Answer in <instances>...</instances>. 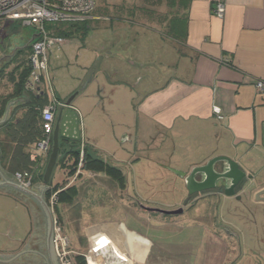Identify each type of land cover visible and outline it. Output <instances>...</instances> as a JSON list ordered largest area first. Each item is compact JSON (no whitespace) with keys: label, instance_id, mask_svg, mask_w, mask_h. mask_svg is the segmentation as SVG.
Masks as SVG:
<instances>
[{"label":"crops","instance_id":"1","mask_svg":"<svg viewBox=\"0 0 264 264\" xmlns=\"http://www.w3.org/2000/svg\"><path fill=\"white\" fill-rule=\"evenodd\" d=\"M172 1V4L167 0L160 2V23H139L155 34H159L155 30L158 28L168 33V41H164L166 53L161 58L165 75L162 86L150 89L149 85H145L137 94L135 75L133 72L130 75L129 63L120 61L122 65H109L107 62L112 54H104L107 46L85 45V39L93 36L92 30L97 27L94 21L102 19L94 11L92 19L77 24L86 28V31L63 36L66 41L60 45V49L48 52L49 76L53 74V65L56 77H62L66 87L54 92L55 99L46 96L41 86L34 90L27 89L33 96L42 95L47 99V104L57 100L63 105L83 83L93 77L87 89L72 103V111L79 116L82 139L70 143L63 140V153H60L63 155L70 152V145L78 149L84 145L88 155L87 168L82 169V175L77 180L69 175L74 159L66 160L65 165L57 163L55 168L64 175V188L75 186L79 191L74 205L59 203L57 213L53 211L55 220L61 226L63 220L66 229L71 230L75 238V248L69 245V249L76 264L78 257H82L85 264H170L160 252H156L155 245L145 235L126 224L131 214L143 221L146 213H156L146 208L143 215L128 208L132 203H126V199L129 197L133 200V197L126 191L134 189L130 175L137 171V167L138 173L143 175L139 183L142 184L141 189L145 190L150 186L149 183H153L159 193H165L164 184H167L182 202L186 199L183 182L167 176L169 173L176 178L165 169V158H161L162 144L168 140L173 143L178 139L184 142L191 140V145L197 151V155L192 158L194 160L176 170L187 171L213 156L226 155L240 165L247 177H254L255 181L249 182V189L260 191L264 188V91L261 92L257 87L258 81H264V0H222L227 5L223 19L214 15L215 3L220 0ZM172 19L176 22L174 29L171 28ZM19 27L16 23L0 22V28L13 35L19 32ZM34 35L35 30L31 28L28 42L22 48H6L0 44V101L14 93V84L19 81L21 57L27 58L26 61L30 58L27 47L33 42ZM73 60L74 63L70 62ZM26 64L21 66L20 71ZM65 65L67 69L73 70L68 71L67 75L60 73L65 71ZM15 69L18 72H14ZM98 84H106L104 96L111 92L103 111H107L108 105L112 126L107 127L105 117L96 110L98 99L94 96ZM8 105L0 126L14 115L13 110L19 105V98H12ZM62 105L58 106L56 115ZM215 108L221 111V120L214 114ZM93 113H96L95 117ZM97 115L101 116L99 125ZM14 117H19V111L15 112ZM55 124L56 119L53 124L46 123L47 131L52 132V136ZM142 134L148 137L147 142L156 144L152 149L155 160L137 158L133 151L135 137ZM28 150L34 152L35 148ZM13 151L14 144L8 138L5 128H0V198L10 197L20 201L30 213L39 218L40 211L35 199L6 185L16 182L15 172L9 170V159ZM49 157L40 162L43 172ZM106 158L113 159L115 164H110ZM56 185L53 186L61 189L60 183ZM30 190L40 193L43 184H35ZM48 191L49 188L44 192L45 199ZM211 197L203 196L200 203H206ZM141 198H144V194ZM139 205L145 206L141 202ZM101 208H108L116 218L106 224L97 222L86 226L91 214ZM212 216L208 213V218ZM75 223L79 224L77 228H73ZM11 243H2L0 230V264L32 262L29 257L19 258L17 236ZM244 262L246 260L241 264Z\"/></svg>","mask_w":264,"mask_h":264},{"label":"rangeland","instance_id":"2","mask_svg":"<svg viewBox=\"0 0 264 264\" xmlns=\"http://www.w3.org/2000/svg\"><path fill=\"white\" fill-rule=\"evenodd\" d=\"M159 4L158 0H96L95 15L102 19L94 21L97 27L92 30L93 36L85 39L87 47L94 45L107 46L104 54H112L107 64L118 63L122 65L120 61H123L124 64L126 62L130 64L128 67L131 71L130 75L132 72L135 75L137 94L140 88L145 87V85H149L150 89L162 86L161 82L165 78L164 68L161 65L166 53L164 41H168V33L166 30L164 32L158 28L155 30L160 35L155 34L141 25L151 21L161 22L162 14L159 12ZM30 29L29 27L20 26L19 32L14 35L7 32V30L1 29L0 44L2 46L5 45L6 48L11 46L22 48L28 42L27 38ZM4 32L8 35L6 36ZM60 47V45H57L53 47L54 49H51L58 50ZM11 50L13 51L14 49L11 48ZM175 58L176 56L173 57L172 61ZM21 59L22 65L26 64L27 58L25 59L22 56ZM70 62L74 63V60ZM65 66V71L60 72L61 74L67 75L68 71H73L67 69V65ZM51 70L53 74L50 80L53 91L56 92L61 88H65L66 85L61 79L62 77H56V69H54L53 65ZM39 86L45 89L46 96H51L46 82ZM107 107L109 106L106 105V112L103 111V107H96V110L105 117L108 127L112 126V120L109 118L111 111ZM92 116L95 117L96 113H93ZM97 121L98 125L101 124L100 115H97ZM147 140L148 137L145 134L135 137L133 151L136 153L137 158L146 157L147 159L155 160L152 149L155 148L156 144L147 142ZM161 152V158H165V169L168 172H170L171 168H183L189 161L194 160L192 158L197 155V151L191 145V140L184 142L183 139H178L174 143L170 140L166 141V143L162 144ZM105 160L109 161L110 164L114 163L111 158H106ZM138 170L137 167V171L135 170L130 175L134 189L130 192L126 191L127 194L129 193L133 197V200L129 199V197L126 199V203H132L128 207L132 212L137 210L139 214H143L146 208L173 211L183 205L181 198L174 194L175 191L167 184H164L166 185V188L164 187L165 193L163 191L159 193L158 188H154L155 184L153 183H149L151 187L149 186L145 190L141 189L140 186L142 187V184L139 183L143 175L139 174ZM167 176L177 181V178H174L171 174L167 173ZM64 182V175L58 168L55 169L51 180L52 185L57 186V183L61 185ZM143 194L145 201L142 198L143 201L140 199ZM256 197L253 199L255 200ZM230 201L228 199L222 203L218 202L216 206L211 203L209 205L203 203L195 205V207L187 206L183 215H164L160 213L148 215L146 213L143 221L138 220L137 216L131 214L127 217L128 221L126 224L136 232L145 235L155 245L156 252H160L161 256L168 260L170 264L177 262V264H241L245 259L248 261L250 256L253 257V254L248 255L245 252H249L250 249L255 251V247L259 248L261 237L257 233L254 224H246L244 217L230 210L228 206ZM140 202L145 206L139 205ZM177 202L179 203L178 205H176ZM234 207L231 205V209ZM109 209L101 208L98 211H94L89 217V222L86 226L97 222L105 224L112 222L116 215ZM29 213V209H26V206L20 201L10 197L0 198L2 243L5 242L11 245V240L15 236L20 238L25 235L32 222V217ZM208 213L211 216L213 215V221L211 220L212 217L208 218ZM239 213L241 214L240 211ZM255 218L259 223L264 222V216L261 214L256 215ZM61 222L64 235L67 234V238L70 241V247L75 248V238L71 230L68 231L66 229L67 226L63 220ZM78 226L79 224L75 223L73 228ZM156 255L158 256V253ZM255 263L256 257H253L251 264Z\"/></svg>","mask_w":264,"mask_h":264},{"label":"built area","instance_id":"3","mask_svg":"<svg viewBox=\"0 0 264 264\" xmlns=\"http://www.w3.org/2000/svg\"><path fill=\"white\" fill-rule=\"evenodd\" d=\"M227 5L220 0L215 3L214 15L223 19ZM96 9V0H0V22L19 24L35 30L30 55L31 74L26 83V88L34 90L43 81H46L54 98V91L49 76V49L62 45L66 39L57 35L58 25L82 24L92 19ZM258 89L264 91V81L257 82ZM55 99V98H54ZM62 105L57 100L46 105L42 112L45 123L53 124L56 119L58 106ZM214 114L219 120L222 119L221 111L214 109ZM52 132L45 134L44 138L36 144L33 152V160L43 161L52 151ZM85 149H80V159L75 173V179L82 175L84 167ZM16 183L24 188H32L34 183L33 172H17L14 174ZM58 193L50 196L49 205L54 211L58 202ZM69 239L64 235L62 226L55 222V247L61 264H76L71 258Z\"/></svg>","mask_w":264,"mask_h":264},{"label":"water","instance_id":"4","mask_svg":"<svg viewBox=\"0 0 264 264\" xmlns=\"http://www.w3.org/2000/svg\"><path fill=\"white\" fill-rule=\"evenodd\" d=\"M92 81L93 77L83 83L80 88L69 97L66 103L62 105L59 113L56 115L52 151L44 172L43 190L40 191V193H36L35 191L22 187L16 182L6 183V185L35 199L44 209L48 218L47 257H45L47 259V264H57V260L55 253V217L52 208L44 198V192L49 188L54 170L58 163L59 155L60 153H63V151H61L62 141L65 140L70 143L82 139L79 116L75 111H72V103L81 92L87 89ZM105 93L106 84H98L94 97L98 99L97 107H103V110L106 99H109L111 96V92L108 96H104ZM70 147L73 148L71 145ZM169 171L176 176L177 180L183 182V191L189 192L190 196L197 192L203 193L205 191L213 190L217 187L218 182L221 181L227 183L229 180H232L233 183L229 189L226 190L225 195L228 197L234 196L235 193L233 192V188L235 185L247 177L245 171L241 170L240 165L232 157L226 155L213 156L203 164L191 167L187 171H179L172 168ZM248 179L251 182L255 181L254 177H248ZM256 191H258V189L255 188L248 191V193L243 194V197L246 198L248 204L252 201V197ZM259 194L264 195V190ZM240 200L241 197H238L237 201ZM148 210L164 215H181L184 212L183 208L174 211H163L159 209Z\"/></svg>","mask_w":264,"mask_h":264},{"label":"trees","instance_id":"5","mask_svg":"<svg viewBox=\"0 0 264 264\" xmlns=\"http://www.w3.org/2000/svg\"><path fill=\"white\" fill-rule=\"evenodd\" d=\"M158 1L160 3L162 0ZM167 1L169 2V4L173 3L172 0ZM175 24V19H172V29L176 27ZM59 26L60 25H58V28L56 27V29L58 35L60 36H69L73 34V32H80L81 30L86 31V28L81 27L77 24L61 25V27ZM62 27L65 28L61 30L60 28ZM27 51H29L30 56L32 52V43L27 47ZM21 66L18 67L19 69L17 68L19 70V81L14 84V93L7 97L5 100L0 101V120H2V118L7 112L10 100L12 98H19V105H17L13 110L14 115L16 111H19V117L15 119L14 115L11 116L10 119H8L2 126H0V128H5L8 138L14 144V151L9 159V170L15 173L31 171L33 172L34 183L43 184L45 170L43 172V169L40 167V161L33 160V151H30L28 149H30L31 147L35 148L36 144L44 138L45 134L48 133L46 123L44 122L42 117L43 109L48 104L47 99L44 98L42 95L33 96L29 92H27L26 83L32 71L30 58L28 57L27 64L22 71H20ZM17 69H15L14 72H18ZM2 72L4 73V70H2ZM14 72L12 74H14ZM60 156H62V158H59L58 164L61 165H65L66 160L74 159V163L70 167L71 172L69 175L70 177H75L76 169L80 159V149L73 147L70 149V152ZM87 156V152H85L83 167L84 169L87 168L88 165ZM98 162L104 164L101 161ZM110 170L111 172H114L113 169ZM78 178H80V176H78L75 180H77ZM59 186H62L61 189H56L57 187H54L52 183H50L49 191L46 195V200L49 203L50 196L53 193H58V202L56 207L54 208L55 214L58 211L57 206L59 203L71 206L77 202L79 197V191L76 189L75 186H70L68 188H64L63 184ZM78 264H85V260L82 257H78Z\"/></svg>","mask_w":264,"mask_h":264},{"label":"flooded vegetation","instance_id":"6","mask_svg":"<svg viewBox=\"0 0 264 264\" xmlns=\"http://www.w3.org/2000/svg\"><path fill=\"white\" fill-rule=\"evenodd\" d=\"M249 182L250 180L248 179V177H246L243 180H241L239 183H237L233 188V192L235 193V195L230 197L226 196L225 193L226 190L229 189V187L232 185L233 183L232 180H229L227 183L220 181L217 183V187L215 189L205 191L203 193L197 192L192 196L189 195V192H185L187 197L184 200L183 205L175 210L183 208L184 210L183 214H184L187 206L195 207V205L201 204L200 202L202 200V197L205 195L213 196L206 201V204L209 205V203H211L212 205L215 206L218 202L222 203L223 201L228 200L230 198L229 200H231L230 201L231 203L230 202L228 203L230 210H233L234 211L233 213L236 214L238 213L239 216L244 217L246 220V224H250V225L254 224L255 228L257 229V233H259L261 237V245L259 246V248L255 247L256 248L255 251L250 249L249 252L246 251L245 253L247 254L248 252V255L253 254V257H256L255 264H264V222L259 223L255 218V216L256 215L258 216V214L264 216V195L261 194L259 195V193L263 191L264 188L257 192L259 196H257V194H254V196L252 197V201L248 204L246 198L243 197V194L248 193V191L251 190L249 189L250 188ZM255 196L257 197L254 200L253 198H255ZM238 197H241L240 201H237ZM35 202L37 203L38 209L40 211V215L38 218L32 213L30 214L32 217L30 228L23 237L19 238V258L29 257L32 262L26 264H47V259L45 257H47L48 218L42 206L36 200ZM231 205L235 207L231 209ZM239 211L241 212V214L239 213ZM55 253H56L57 264H61V261L57 255L56 247H55ZM253 257L250 256L248 261L244 263L251 264Z\"/></svg>","mask_w":264,"mask_h":264},{"label":"bare ground","instance_id":"7","mask_svg":"<svg viewBox=\"0 0 264 264\" xmlns=\"http://www.w3.org/2000/svg\"><path fill=\"white\" fill-rule=\"evenodd\" d=\"M96 230H94L93 232H95Z\"/></svg>","mask_w":264,"mask_h":264}]
</instances>
